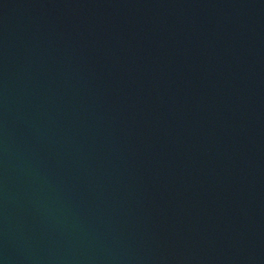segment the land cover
<instances>
[{
  "label": "water",
  "instance_id": "1",
  "mask_svg": "<svg viewBox=\"0 0 264 264\" xmlns=\"http://www.w3.org/2000/svg\"><path fill=\"white\" fill-rule=\"evenodd\" d=\"M0 264H264V0H0Z\"/></svg>",
  "mask_w": 264,
  "mask_h": 264
}]
</instances>
